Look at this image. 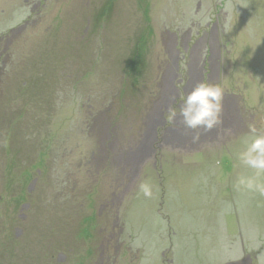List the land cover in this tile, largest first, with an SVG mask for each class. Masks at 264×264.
I'll return each mask as SVG.
<instances>
[{"label":"rangeland","instance_id":"374dc122","mask_svg":"<svg viewBox=\"0 0 264 264\" xmlns=\"http://www.w3.org/2000/svg\"><path fill=\"white\" fill-rule=\"evenodd\" d=\"M201 56L222 59L203 80L224 91L221 131L145 142L172 69ZM256 134L264 0H0V206L35 201V264H264V195L237 186ZM15 243L0 236V264Z\"/></svg>","mask_w":264,"mask_h":264},{"label":"flooded vegetation","instance_id":"af4514ba","mask_svg":"<svg viewBox=\"0 0 264 264\" xmlns=\"http://www.w3.org/2000/svg\"><path fill=\"white\" fill-rule=\"evenodd\" d=\"M217 58L220 59V56ZM201 60H202V62H200L201 65H198V61H196L192 63V66L191 64H188L186 66L188 72L187 79L184 76L180 77L181 74H179L178 72L180 70L179 64L177 65V70L172 69L173 82H171L170 84L171 89L168 93H166V91L164 92L163 90L164 94L157 99L158 101L155 104L153 113L149 114L150 115L148 119L149 125L147 130L144 132L145 142H147L149 136L152 137L153 139L152 142L154 145L157 144L160 145V143L166 142L169 139L171 140L174 139L175 141H180V142L182 141L183 143H194L193 136L196 134V130L186 128L181 123L179 117L176 118L175 122H171V123L168 122L167 113L169 108L172 107H175L178 110L180 103V99H179L180 96L185 92L190 91L195 84L199 82H203L206 76L210 78H213L214 75L218 77L220 76L222 59H220V64H221L220 68L217 69H212L211 67L213 64L212 62H210L208 66L206 65L208 64V61L211 60V57L203 58L201 56ZM217 63H219V61H217ZM189 68H191V71H189ZM224 98H225V94L223 99ZM225 105H226L225 101H223V109L225 108ZM220 127H222V125L213 128L210 132H204L203 129L197 130L198 132L201 133L198 140L207 136L208 134L211 135L217 133L218 129L219 131H221ZM151 128H152V133L150 134L149 131ZM145 142L143 141L141 143L142 147L139 148L140 150L145 148ZM34 179L33 181H35ZM14 187L17 188L16 186H12V188ZM30 189L31 188H29V190ZM29 190L28 192L31 193V191ZM29 193L28 195L30 196ZM22 195L23 194H21V196ZM11 196L12 199L5 201V205L3 207L0 206L2 209H4L2 215H0V236L7 239H13L14 241L17 242V244L15 243L13 247V257L16 260L15 264L17 263L35 264L36 263L35 260L37 258L40 257V259H43L44 255L45 256L47 255V253H45L47 252V248H43V249L39 248L38 242L42 238L39 236L38 228H36L34 226L35 224L33 223L34 216L32 214L33 213L32 207H34L33 202L35 201H26L25 203V201L21 200L19 203L17 200L18 194H12ZM94 225L96 226L97 224L94 223ZM94 225H93V221H91L90 228L86 229V234L87 237L89 238H94V236H96V233L94 234L92 233L93 229L91 230V228H94L93 227ZM79 238L82 239L81 235ZM111 238H112L111 234L105 236V239H107V243ZM80 239L79 242H81ZM102 251L104 253V248H102ZM59 252L63 253L62 250H60ZM60 253H59V257L57 258L58 263H60V261L64 260L65 258V256L60 255ZM52 256L55 257L54 254ZM57 261L55 260L54 264H57ZM80 263L82 264V261ZM37 264H41V263H37ZM233 264H239V263L235 262Z\"/></svg>","mask_w":264,"mask_h":264},{"label":"clouds","instance_id":"9594fccd","mask_svg":"<svg viewBox=\"0 0 264 264\" xmlns=\"http://www.w3.org/2000/svg\"><path fill=\"white\" fill-rule=\"evenodd\" d=\"M223 97L224 91L219 85L199 82L180 96L178 110L175 107L169 108L167 121L175 122L179 117L186 128L196 130L193 136L195 142L201 134L197 130L210 132L222 124ZM252 131L255 132V129ZM238 159L246 167L255 170V173L250 177H241L237 186L264 195V182L259 180L264 175V135H254L245 150L238 154ZM140 188L145 197L152 195L149 185L141 184Z\"/></svg>","mask_w":264,"mask_h":264}]
</instances>
